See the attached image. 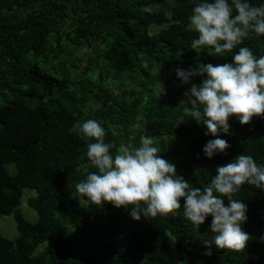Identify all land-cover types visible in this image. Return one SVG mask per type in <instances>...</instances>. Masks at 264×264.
Returning <instances> with one entry per match:
<instances>
[{
    "label": "trees",
    "instance_id": "16d2710c",
    "mask_svg": "<svg viewBox=\"0 0 264 264\" xmlns=\"http://www.w3.org/2000/svg\"><path fill=\"white\" fill-rule=\"evenodd\" d=\"M199 2L0 0V215L11 214L16 229L14 237L0 234V264H172L163 253L166 232L180 264H264V190L255 186L245 183L233 197L247 208L241 251L217 248L211 216L195 227L182 214L183 198L175 214L137 221L130 208L94 205L75 189L97 171L86 156L95 141L74 127L87 119L100 122L105 143L116 147L151 136L193 187L203 189L240 154L264 165V116L243 125L230 116L228 131L213 136L182 110L185 92L206 74L183 82L177 68L233 64L241 46L264 55V36L255 34L222 56L190 49L197 33L188 17ZM215 138L229 147L208 158L203 147ZM23 188L33 190L25 198L32 221L18 207Z\"/></svg>",
    "mask_w": 264,
    "mask_h": 264
},
{
    "label": "clouds",
    "instance_id": "9594fccd",
    "mask_svg": "<svg viewBox=\"0 0 264 264\" xmlns=\"http://www.w3.org/2000/svg\"><path fill=\"white\" fill-rule=\"evenodd\" d=\"M143 11L153 13L155 9L146 6ZM188 20L190 30L197 33L190 49L197 53L209 49V55L222 56L232 53L250 34L264 36V4L255 6L249 0H200ZM233 61L175 70L183 82L194 74H206L202 83L193 84L185 92L187 99L181 101L186 115L197 122L203 119L206 135L227 132L230 116L242 125L250 123L254 116H264V55L257 58L248 47L241 46ZM74 127L81 139L95 141L87 144L86 156L97 171L75 185L81 197L97 206L111 203L117 208H130V216L137 221L141 216L150 219L175 214L183 198L182 214L195 227L211 216L210 230L215 234L217 248L245 249L249 235L241 224L247 219V208L233 197L245 183L264 190V165H258L251 155L240 154L219 166L210 183L201 189L177 175L175 165L159 155L161 149L151 136L141 135L139 146L128 142L116 147L105 143L106 130L97 120L87 119ZM117 134L113 129V135ZM228 147L226 140L215 138L205 144L203 152L211 158ZM112 148H116L115 154L110 152ZM214 192L226 197L229 204L225 206Z\"/></svg>",
    "mask_w": 264,
    "mask_h": 264
},
{
    "label": "rangeland",
    "instance_id": "374dc122",
    "mask_svg": "<svg viewBox=\"0 0 264 264\" xmlns=\"http://www.w3.org/2000/svg\"><path fill=\"white\" fill-rule=\"evenodd\" d=\"M158 29V26H154L150 28V30L154 31ZM7 170L11 173L14 171L13 164H7L6 165ZM33 194V190L29 188H23L22 194L19 200L18 207L23 215L24 218H26L29 221H32L35 219V212L32 208H30L26 203V196L29 194ZM0 234L5 237H14L16 235V229L14 220L12 218V215H0ZM41 245H39L36 248V251L39 250ZM164 256L166 259H168L172 264H180L177 254L175 252L174 248V240L172 236L168 232L165 233V248L163 250Z\"/></svg>",
    "mask_w": 264,
    "mask_h": 264
}]
</instances>
